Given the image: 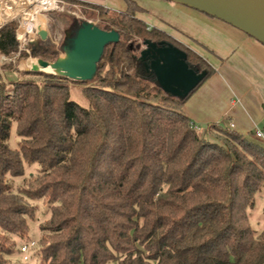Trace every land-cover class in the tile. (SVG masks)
<instances>
[{"label":"trees","instance_id":"obj_1","mask_svg":"<svg viewBox=\"0 0 264 264\" xmlns=\"http://www.w3.org/2000/svg\"><path fill=\"white\" fill-rule=\"evenodd\" d=\"M59 1L98 12L99 28L120 40L88 81L0 76V264H21L20 244L30 243L39 211L32 202L51 214L39 227L38 264H264V144L224 124L199 128L184 111L216 70L138 18L145 10L135 0H123L122 12ZM18 27H0V54L58 57L46 41L20 50ZM136 39L173 43L202 80L183 97L165 92ZM74 87L85 104L73 99ZM33 166L37 174L26 178Z\"/></svg>","mask_w":264,"mask_h":264},{"label":"crops","instance_id":"obj_2","mask_svg":"<svg viewBox=\"0 0 264 264\" xmlns=\"http://www.w3.org/2000/svg\"><path fill=\"white\" fill-rule=\"evenodd\" d=\"M119 12L123 0H85ZM149 27L172 28L202 46L201 56L216 70L184 106L196 126L224 124L253 134L264 122V45L243 31L186 6L163 0H135ZM1 25H4L1 23Z\"/></svg>","mask_w":264,"mask_h":264},{"label":"rangeland","instance_id":"obj_3","mask_svg":"<svg viewBox=\"0 0 264 264\" xmlns=\"http://www.w3.org/2000/svg\"><path fill=\"white\" fill-rule=\"evenodd\" d=\"M11 4H12L11 6L13 7L12 8L13 14L10 13L9 11H3V14L6 13L7 15H9L8 17L11 20L14 18L13 21H20V22L23 20H26V22H32V20L36 18L38 22L36 27L37 28L40 27L41 24H44L46 26V29L44 31H47L49 36L46 42L49 45L54 46L56 50H58L59 55L56 59L48 60V61H44L41 58H33V57L18 58V55H12L10 57L5 56L6 60L1 61L0 59V76L7 82L20 79L19 73H22L24 71H35L45 74H53L57 76H65V75L70 76V74L61 72L57 69H61V66L58 64L59 62H61V65H65L69 61V54H70L69 51L73 46L74 39L77 33L80 31L83 25L93 24L98 27H104L105 25L104 22L98 17V12H95L90 9H84L81 6L67 2L57 1L58 5L56 8L51 10H44V11L41 8L36 10L35 6L30 5L29 2H27L26 0H12ZM30 12H33V14L30 15ZM1 26L2 25L0 24V27ZM167 30L168 31L166 32L170 36H172V38L177 40L180 45L195 51L197 54L201 56L202 54L201 52H203L202 51L203 49L198 42H195L194 40H191L186 36H183L182 34L177 32L176 30H173L172 28H169ZM38 32L41 33L42 31H38ZM36 40L42 41L40 39V35L38 38H36ZM131 45L136 47L135 50L138 55L140 54L143 57L145 55V57L149 58L150 60L155 59L153 56L155 55L156 51L159 49L177 48L181 50L180 48L175 47L173 43L163 42L161 43V45H158L155 43H148V42L145 43L142 39H136L134 42L131 43ZM24 47H26V45ZM181 51L183 52V50ZM203 58L207 60L205 57ZM43 66H47V67H43ZM189 66L197 72V68L195 66H191V65ZM80 89H81L80 87H74L72 92V97L76 102L80 104H85L84 99L79 91ZM197 127L202 128L200 126ZM260 129L264 130V122L260 124ZM245 135H248L253 140L264 144V140L258 139L255 133L245 134ZM18 142L19 139L17 137L16 125H15L12 129V136L10 140L11 148L16 149L18 147ZM37 172H38L37 166L27 167L26 178H29L31 174H37ZM24 181L25 178L16 179L14 182L15 187L19 188L24 184ZM32 204L37 205L39 211L37 212V220L34 223H31L30 226L31 227L30 243L34 242L37 246L31 249L29 253L21 254L20 256H18V261H20L21 264H38L39 261L36 262L34 257L36 254L35 253L36 249L40 250L41 248V245L39 243V239L41 236L39 227L41 223L46 222L51 216L48 207L43 202H32ZM262 208H263V203L260 204L259 209L255 212L256 219L262 216ZM253 227L257 230L260 229L256 224V221L253 222ZM24 244L27 245L28 243L27 244L26 242H24L23 244L21 243L20 247H23Z\"/></svg>","mask_w":264,"mask_h":264},{"label":"water","instance_id":"obj_4","mask_svg":"<svg viewBox=\"0 0 264 264\" xmlns=\"http://www.w3.org/2000/svg\"><path fill=\"white\" fill-rule=\"evenodd\" d=\"M167 1L218 19L264 45V0ZM48 37L47 31L40 33L42 41H46ZM119 40L120 36L116 31L108 32L93 24L83 25L69 51L71 75L65 76L81 81L92 79L105 49ZM153 57L155 59L151 61V68L161 82L163 90L173 96L188 95L203 78L204 74H198L192 69L186 61V54L177 48L159 49Z\"/></svg>","mask_w":264,"mask_h":264},{"label":"built area","instance_id":"obj_5","mask_svg":"<svg viewBox=\"0 0 264 264\" xmlns=\"http://www.w3.org/2000/svg\"><path fill=\"white\" fill-rule=\"evenodd\" d=\"M56 2L58 1V2H62V1H59V0H55ZM11 2H12V0H0V21H1V23H3V24H6V23H8V22H11V21H13V19L12 20H9V21H6V22H3L2 21V13H3V11H4V9H7V11H9L10 13H12V4H11ZM48 10V9H47ZM49 10H51V9H49ZM41 11V10H40ZM44 11V10H43ZM19 22V27H18V29H17V31H16V38H17V40H18V42H19V44H20V50H25L26 49V47H27V45L29 44V43H31V42H36V41H38V40H36V38H38L39 37V35H40V32H38V30H37V28H32V30H24V32H22V34H20L19 33V31H20V29L23 27V25L25 24V23H28V22H26V20H23V21H18ZM26 45V47H24ZM0 59H1V61H4V60H6V57H5V55H3V54H0ZM230 128H232V129H234V124H230ZM255 135H256V137L258 138V139H262V140H264V130H256V132H255ZM36 246V244L34 243V242H31V243H29V244H27V245H24L23 247H22V249H21V251H22V253L23 254H27V253H29L30 252V250L31 249H33L34 247Z\"/></svg>","mask_w":264,"mask_h":264},{"label":"bare ground","instance_id":"obj_6","mask_svg":"<svg viewBox=\"0 0 264 264\" xmlns=\"http://www.w3.org/2000/svg\"><path fill=\"white\" fill-rule=\"evenodd\" d=\"M26 1L29 2L30 5H32V6L34 5L36 10H38L40 8L42 10L54 9L58 5L55 0H26ZM4 11H7V9H4ZM32 14H33V12H30V15H32ZM8 16L9 15H7L6 13H4V14L2 13V21L6 22V21L11 20ZM37 24H38L37 19L34 18L32 20V22L25 23L23 25V27L20 29L19 33L22 34V32H24V30L30 31V30H32V28H37L36 27ZM45 29H46V26L44 24H41V26L37 28L38 31H44ZM58 64L61 66V69H57V70L71 75L70 60L65 65H61V62H59Z\"/></svg>","mask_w":264,"mask_h":264}]
</instances>
